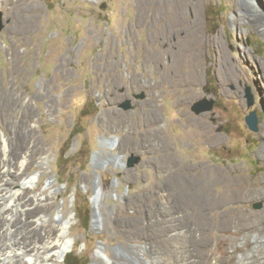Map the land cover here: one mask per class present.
Listing matches in <instances>:
<instances>
[{
	"label": "rangeland",
	"instance_id": "obj_1",
	"mask_svg": "<svg viewBox=\"0 0 264 264\" xmlns=\"http://www.w3.org/2000/svg\"><path fill=\"white\" fill-rule=\"evenodd\" d=\"M234 1L238 7L245 5L243 0ZM163 2L0 0V133L17 149L25 141L31 150L41 146L43 156H48L46 165L33 164L30 173L40 177V182L35 181L38 194L56 191L49 218L61 211L69 220L68 234L74 245L59 260L61 264L71 253L80 264H93L101 245L119 262L127 260L123 250L133 254V245L159 251L171 260L190 254L197 262L203 220L214 225L221 212L235 217L241 207L240 203L224 204L220 209L212 206L213 194L221 191L213 184L221 169L231 176L242 170L247 186L258 185L260 198L251 199L246 206L264 219V29L239 19L233 24L227 0H192L201 13L197 36L208 40L218 35L228 53V64L240 78L222 86L217 49L207 42L202 47L200 82L190 94L182 58L186 42L181 39L184 33H177L187 29V24L168 25ZM263 2L254 0L252 5L263 9ZM140 91L145 99L135 103L141 107L153 104L154 114L161 115L167 126L164 132L169 143L175 146L172 153L201 166L202 182L193 180L199 182V190L193 183L189 193L204 194L208 199L209 194L210 207L202 212L196 201L183 199L188 221L175 207L184 191L176 196L166 190L155 192L148 196L151 202L145 208L138 199L148 193L119 188L103 190L107 195L101 198V219L94 218L91 153L101 133L115 130L120 139L132 140L126 135L127 127L108 128L105 123L116 110L108 107ZM204 97L214 100V108L193 113L192 104ZM251 112L257 119L255 132L245 123ZM218 135L222 144L217 143ZM136 173L141 175L137 169L127 171L126 185L138 186ZM49 180L54 181L52 189H46ZM144 180L152 184L151 178ZM20 188L21 194L25 190ZM233 233L220 228L208 232L210 236ZM250 233L264 234V225ZM252 245L249 242L248 248ZM180 250L184 253L179 254ZM238 254L237 250L234 256ZM142 257L141 264H159L149 251L142 252Z\"/></svg>",
	"mask_w": 264,
	"mask_h": 264
},
{
	"label": "bare ground",
	"instance_id": "obj_2",
	"mask_svg": "<svg viewBox=\"0 0 264 264\" xmlns=\"http://www.w3.org/2000/svg\"><path fill=\"white\" fill-rule=\"evenodd\" d=\"M191 1L164 0L163 2V6L167 7L166 23L168 25H176L178 21L187 24V29H182L177 33L183 32L184 36L181 39L186 42L182 58L185 78L188 81L187 92L190 94L193 85L200 82L202 47L207 42L217 49L215 55L222 86L240 78L237 70L228 64V53L218 35L208 40L197 36L201 24V13L197 9L198 5L196 4L195 8ZM243 1L245 5L238 7L234 0H227L233 12L231 18L233 24L239 19L243 23L264 29V6L263 9L255 8V5H252L254 0ZM239 68L237 65L238 70ZM243 72L240 74L245 73ZM222 91L225 93L227 89L223 87ZM223 142L222 136L218 135L217 143L222 144ZM47 160L48 156H43L41 146L31 150L24 141L17 149L9 143L3 133H0V264H61L59 260L63 259L74 245V240L68 234L70 223L67 217L59 211L57 215L49 218L55 207L56 191L52 190L49 194L44 192L38 194L35 181L40 182V177L30 173L33 164L44 166ZM226 171V169L219 170L213 180V184L220 186L221 191L218 195L213 194L212 206L220 209L224 204L240 203L241 207L235 217L226 216L223 212L218 213L219 216L215 217L214 225L206 219L203 220L202 234L198 237V249L195 252L197 262H194L190 254H184L176 260H171L159 251L144 250L137 245L131 246L130 250L133 254L121 248L126 252L127 260L119 262L108 256L106 247L101 245L98 246L93 256V264H141L144 251H149L159 264H264V234L251 235L250 233L253 229L262 228L264 219L250 212L246 206L251 199L260 198L258 185L247 186V177L242 170H238L235 176L227 174ZM193 183L194 181L189 182V186ZM20 187L25 190L21 194L19 193ZM53 187L54 181H47L46 189ZM188 190H190L189 187L183 193L185 202L193 199L200 205L202 212L206 210L210 205L209 194L208 199L203 193V195H193L189 193L191 190ZM29 194L31 195L28 196ZM106 195V191L99 189L98 199L94 202L96 221L101 219V198ZM217 228L235 233L232 236L228 234L210 236L208 234L209 231L217 230ZM240 232H247L249 235L239 237L237 234ZM249 242L253 245L248 248ZM237 250L239 254L234 256ZM178 253L184 252L180 250ZM228 253L232 254L229 259L227 258Z\"/></svg>",
	"mask_w": 264,
	"mask_h": 264
},
{
	"label": "flooded vegetation",
	"instance_id": "obj_3",
	"mask_svg": "<svg viewBox=\"0 0 264 264\" xmlns=\"http://www.w3.org/2000/svg\"><path fill=\"white\" fill-rule=\"evenodd\" d=\"M140 93L144 92L130 93L129 98L115 101L111 107H108L116 110H112L109 116L104 114V118L107 116L105 125L108 128L127 127L126 135L132 137V140L120 139L115 130L110 131L107 135L101 133L96 140V149L91 153L90 174L93 177L92 191L119 188L123 192L142 190L148 193L139 197L142 202L138 199V204L144 203L146 208L151 202L147 200L148 196L155 192L166 190L173 192V196H176L177 193H183L189 187V182L193 180L202 182V170L199 164H190L188 158L172 153L175 146L169 143L164 132L167 126L162 122L161 115L154 114L153 104L149 103L141 107L135 103V101L145 99V93L143 99L137 98ZM126 99H130L131 108L124 110L118 107ZM93 111L96 112L97 108H94ZM125 112L131 113V115L127 116ZM212 120L213 118H211V124ZM120 152L126 154L121 155ZM132 154L139 160L133 167H128L129 157ZM133 169L141 172V175L135 174L136 183H138L136 188L134 187L136 185L125 184L127 171ZM144 172H147L149 177ZM144 178H151L152 184H147ZM199 182H194L193 187L197 190H199L197 188ZM176 206L181 210V217L188 221V208H186L187 204L184 203L183 196H180V204H175ZM143 213L147 217L148 212L144 210Z\"/></svg>",
	"mask_w": 264,
	"mask_h": 264
},
{
	"label": "water",
	"instance_id": "obj_4",
	"mask_svg": "<svg viewBox=\"0 0 264 264\" xmlns=\"http://www.w3.org/2000/svg\"><path fill=\"white\" fill-rule=\"evenodd\" d=\"M1 16L2 14L0 13V32L3 29V25L1 22ZM138 99H143L144 98V93H140L137 95ZM253 101H252V97L249 94V101H248V107H250L252 105ZM124 110H128L131 108L130 106V99H126L124 100L122 103H120V105L118 106ZM214 108V100L213 99H208L207 97H204L202 99H199L198 101L194 102L191 106V111L195 114H201V113H206L211 111ZM245 123L248 126V128L252 131H257V119L255 117L254 112H251L248 116L245 117ZM139 160L138 157H136L134 154H132L129 157V164L128 167H133L136 162ZM99 196V189L94 190V197L92 199V203H94Z\"/></svg>",
	"mask_w": 264,
	"mask_h": 264
},
{
	"label": "trees",
	"instance_id": "obj_5",
	"mask_svg": "<svg viewBox=\"0 0 264 264\" xmlns=\"http://www.w3.org/2000/svg\"><path fill=\"white\" fill-rule=\"evenodd\" d=\"M73 262L74 264H80L78 262L77 256L75 255V253H71L68 257V259L66 258L65 260V264H70V262Z\"/></svg>",
	"mask_w": 264,
	"mask_h": 264
}]
</instances>
